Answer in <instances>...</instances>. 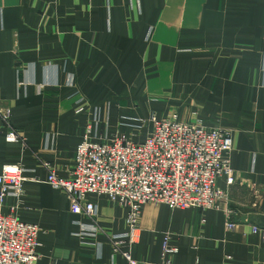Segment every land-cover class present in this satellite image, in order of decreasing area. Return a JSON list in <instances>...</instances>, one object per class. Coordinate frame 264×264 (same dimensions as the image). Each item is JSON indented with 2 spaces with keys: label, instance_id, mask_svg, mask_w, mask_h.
<instances>
[{
  "label": "crops",
  "instance_id": "obj_1",
  "mask_svg": "<svg viewBox=\"0 0 264 264\" xmlns=\"http://www.w3.org/2000/svg\"><path fill=\"white\" fill-rule=\"evenodd\" d=\"M96 110L98 138L144 141L152 126L137 120L174 114L233 134L235 182L218 180V209L145 205L140 240L124 247L136 261L264 264V0H0V173L20 164L26 178L2 213L41 228L36 264H128L110 242L127 210L88 195L101 232L81 239L90 221L43 166L69 177ZM166 234L178 251L164 257Z\"/></svg>",
  "mask_w": 264,
  "mask_h": 264
},
{
  "label": "built area",
  "instance_id": "obj_2",
  "mask_svg": "<svg viewBox=\"0 0 264 264\" xmlns=\"http://www.w3.org/2000/svg\"><path fill=\"white\" fill-rule=\"evenodd\" d=\"M82 141L76 150L75 164L64 178L49 163L47 184L62 191L70 202L71 212L90 221L78 223L81 239L95 240L101 232L97 218L98 207L88 195L107 197L111 203L127 210V232L110 239L114 253L128 264L138 262L125 245L134 246L140 240V220L145 205L161 204L172 210L199 209L203 212L218 209L224 193L217 182L225 177L228 185L235 182L230 155L233 134L228 130L209 129L201 121L186 122L176 114L163 119L152 116L139 119L136 130L147 124L152 128L144 141H135L129 134L116 133L113 137L98 138L99 111H95ZM10 112L6 111L4 119ZM6 140L18 142L20 137L10 131ZM25 170L20 164L6 165L0 173V264H36L40 256L41 228L4 215L2 209L8 198L20 203L24 196ZM235 224L228 222L227 229ZM253 233L264 230L253 228ZM178 251L166 234L163 256Z\"/></svg>",
  "mask_w": 264,
  "mask_h": 264
},
{
  "label": "rangeland",
  "instance_id": "obj_3",
  "mask_svg": "<svg viewBox=\"0 0 264 264\" xmlns=\"http://www.w3.org/2000/svg\"><path fill=\"white\" fill-rule=\"evenodd\" d=\"M148 125H149V124H147L146 127H145V129L147 128V129H146L147 131L149 130V126H148Z\"/></svg>",
  "mask_w": 264,
  "mask_h": 264
}]
</instances>
